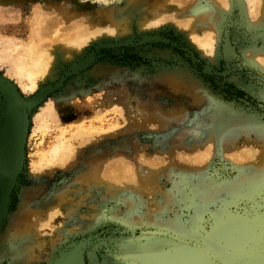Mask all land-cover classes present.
I'll return each instance as SVG.
<instances>
[{"label": "rangeland", "instance_id": "rangeland-1", "mask_svg": "<svg viewBox=\"0 0 264 264\" xmlns=\"http://www.w3.org/2000/svg\"><path fill=\"white\" fill-rule=\"evenodd\" d=\"M227 3L0 0V82L26 105L0 264H264V0ZM36 48L54 77L24 91L7 70Z\"/></svg>", "mask_w": 264, "mask_h": 264}, {"label": "bare ground", "instance_id": "bare-ground-1", "mask_svg": "<svg viewBox=\"0 0 264 264\" xmlns=\"http://www.w3.org/2000/svg\"><path fill=\"white\" fill-rule=\"evenodd\" d=\"M217 2L221 9L227 10L229 8L227 0H221V1L217 0ZM160 21L161 20L155 19L151 22H148L147 25L148 26L153 25L159 23ZM81 35L84 36L85 34L83 33ZM98 36L99 33L97 32H91V33L89 32V34H87V36L84 37L83 40L84 41L87 40V42H89L88 40H95ZM80 42H82V40ZM80 42L78 41V43L77 42L73 43L75 45V48L73 50L74 56L81 54V46H79ZM201 47L205 51H207L209 53V57L211 56V58L213 59L214 45L212 43V39L205 37V40L201 43ZM39 49L40 48L31 49V51L30 52L28 51L26 54L28 56H31L30 60L21 59L17 65H14L12 67V69L7 70L9 73H12V76L18 81V83L21 85L24 91L34 92L37 88L41 90L42 89L41 85L46 80L48 79L52 80L54 77L53 75L54 64H53V56H52L53 53L51 54L50 53L51 50L49 49L43 51ZM245 56L246 58L254 59V52L252 50H248L245 53ZM71 57L73 56L69 51H67L64 58L71 59ZM87 59L89 58H86L85 60L83 59V63H85ZM261 64H263V62ZM10 95L11 94H9L8 97L6 96V98L3 96V99H0V126L2 125L3 128L2 130H0V166L5 168L14 167L15 162L17 163V161H21L23 154L21 155L19 145L23 135L25 137V129H26L25 118L24 116L20 115L21 114L20 109L21 108L23 109V106L16 99H13L14 97L12 95L11 96ZM120 98L121 97L119 95L112 96V100H116V102L120 104L122 110L125 111V109L127 108V104L122 100H119ZM23 112H25V110H23ZM40 112L42 115L46 114V110L44 108H42ZM39 123L41 122L38 121V124ZM62 149L63 148L59 146H56L53 150L51 149L52 154L50 153L49 156L50 158L48 157V160H45V161H49L48 162L49 166L48 163L46 162L49 169L54 167V166L51 167L53 163H51L50 161H52L54 158H58V155L62 151ZM53 162L55 164V161ZM0 177L3 178L6 182L10 180V176L8 175L0 174ZM57 261L58 259L55 261L54 264H56ZM59 264H78V261L75 255L73 254L71 256L68 254H63L61 256Z\"/></svg>", "mask_w": 264, "mask_h": 264}, {"label": "water", "instance_id": "water-1", "mask_svg": "<svg viewBox=\"0 0 264 264\" xmlns=\"http://www.w3.org/2000/svg\"><path fill=\"white\" fill-rule=\"evenodd\" d=\"M0 92L2 93V95L6 98V96L8 97V95L9 94H11L14 98L13 99H16L19 103H21V105L23 106V109L21 108L20 110V112H21V114L20 115H22V116H24V118H25V121H26V111L25 112H23V110H25V103L22 101V99L20 98V96L18 95V93L13 89V87L11 86V85H9L8 83H6V82H0ZM10 95V96H11ZM4 98V99H5ZM6 100V99H5ZM7 102V101H6ZM6 108H7V105H6ZM2 121V120H1ZM3 123V122H2ZM0 130H2L3 128H2V125L0 126ZM23 138H24V135H23V137H22V140H20V145H19V149H20V152H21V155H22V152H23V142H24V140H23ZM20 163H21V161H17V163L15 162V165H14V167H9V168H5V167H2V166H0V174H3V175H8V176H10V180H11V178L15 175V173L17 172V170H18V168H19V166H20ZM1 178V177H0ZM1 179H3V178H1ZM4 180V179H3ZM9 180V181H10ZM67 254V253H66ZM63 255V254H62ZM61 255V256H62ZM68 255H70L71 256V254H68ZM61 256L58 258V261L56 262V264H59V261H60V259H61ZM55 263V262H54Z\"/></svg>", "mask_w": 264, "mask_h": 264}]
</instances>
